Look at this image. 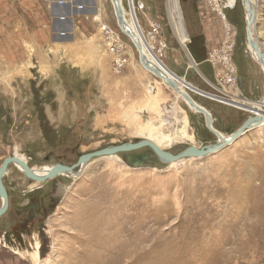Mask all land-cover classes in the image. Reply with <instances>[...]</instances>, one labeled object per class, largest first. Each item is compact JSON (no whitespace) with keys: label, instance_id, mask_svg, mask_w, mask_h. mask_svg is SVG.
<instances>
[{"label":"rangeland","instance_id":"obj_1","mask_svg":"<svg viewBox=\"0 0 264 264\" xmlns=\"http://www.w3.org/2000/svg\"><path fill=\"white\" fill-rule=\"evenodd\" d=\"M100 1L95 14L71 5L53 9L46 0H0V166L16 153L31 167L72 166L83 154L145 140L137 132L148 120L164 134L180 135L183 112L177 103L194 137L166 152L217 142L204 114L141 66L137 43L119 28L109 0ZM139 1L142 10L128 20L139 25L152 59L208 106L203 107L213 126L223 129L216 130L231 135L250 112L257 115L252 104H236L264 101V73L252 69L241 89L239 72L237 88L223 87L218 71L209 63L199 66L190 52L194 37L205 43L213 38L216 47L206 46V58L225 40L221 19L204 0H180L185 45L168 0ZM239 2L225 11L237 33L233 62L244 70L248 60L262 67L248 50L246 11ZM256 9L257 29L264 30V0L256 1ZM63 11L67 24L58 23ZM99 13L102 20L94 21ZM107 24L127 45L129 61L120 74L112 72L102 39L100 26ZM184 80L200 92L188 90ZM151 82L160 91L157 110L146 106ZM224 97L236 104L222 103ZM220 109L224 115L216 116ZM137 110L142 113L136 119ZM106 157L91 160L78 178L61 175L45 183L26 178L14 164L8 167L0 264H264V127L215 154L175 165L148 147Z\"/></svg>","mask_w":264,"mask_h":264},{"label":"water","instance_id":"obj_2","mask_svg":"<svg viewBox=\"0 0 264 264\" xmlns=\"http://www.w3.org/2000/svg\"><path fill=\"white\" fill-rule=\"evenodd\" d=\"M242 2H243L244 9L246 11V41H247V46L254 50V52L258 58V60H256V61L264 69V52H262L261 50L258 49V47L254 43L253 37H252V27L256 26V23H255L256 18H257L256 5L254 7L250 0H242ZM112 3H113L114 13H115V17L117 19V23H118L121 31L124 33V31L126 30V27L124 25L125 20H124L123 9L121 6V1L120 0H112ZM126 36H130V35H126ZM138 53H139V58L141 59L142 53H140L139 50H138ZM154 73L156 74L155 71H154ZM171 73L177 78V76L173 72H171ZM184 83H185V87L188 90H190L192 92H194L193 90L200 92L197 88H195L194 86H192L190 83L186 82L185 80H184ZM170 86L173 90H175L177 92L180 91L177 84L170 82ZM183 96L191 106L193 105L192 106L193 108H195L197 111L204 114L206 127L209 131H211L216 136V138H217L216 143H211V144H209L205 147H202V148L190 146V147L186 148L185 150H183L182 152H180L176 155L160 149L154 143H152L148 140H143V141H140V142H137L134 144L128 143V144H124V145H120V146H111V147H108L106 149H102V150H98L95 152H91L88 154L81 155L79 157L77 163H75L72 166L55 164L53 166V168L47 173L46 176L36 175L35 173H33V171L27 165L26 162L16 158L15 156L9 157L6 160H4V162L0 166V198L2 199V205L0 207V217L5 215L9 209V198H8V194L6 192V189H5V186L3 183V178L7 173L8 167L12 164H18L21 167V169L23 170L26 178H28L32 181H38L41 183H45V182L52 180L58 176H61L62 174H73V173H76V171L78 173H81L84 165L89 163L91 160H93L95 158L105 157V156H110V155H117L119 153H128V152L139 150V149L146 148V147L150 148L153 152H155V154L158 156L159 160L164 162V163L179 162L181 160L188 159V158H203V157L212 155L216 151L225 147L227 144L230 143V141H232V142L236 141L243 134L250 131L251 125H254L256 122L259 123L262 120H264V117L262 118V117L255 115V113L253 111L250 112L251 117H249L242 124V126L236 132H234L232 134L230 141L227 142L225 140V138L221 136V132L213 129L211 113L209 111H208L209 112L208 113L205 109H201V108L197 107L195 105V102L193 101V99L189 96V93L184 92ZM221 142L223 143V145L220 146ZM136 162L135 163L132 162V163L138 164V165L142 163V161H136Z\"/></svg>","mask_w":264,"mask_h":264},{"label":"bare ground","instance_id":"obj_3","mask_svg":"<svg viewBox=\"0 0 264 264\" xmlns=\"http://www.w3.org/2000/svg\"><path fill=\"white\" fill-rule=\"evenodd\" d=\"M139 1V0H138ZM138 1H135L134 0V3H135V6L137 7L138 6ZM237 2L238 3V0H230V3L233 4L234 2ZM252 5L255 7L256 5V1L257 0H250ZM101 2V1H100ZM140 2V1H139ZM168 4H169V9H170V14L172 16V20L174 21V25H175V29H176V33H177V37L179 38V40L181 41V43L183 45H185L189 39H188V34L186 32V29L184 28V23H183V18H182V13H181V9H180V0H168ZM122 6V5H121ZM52 8V7H51ZM124 13V20H125V26L127 27L125 32H127L131 38L135 41V44L137 43V48L139 50L140 53H142V57H141V66H143V68H145L146 70H149L151 71L153 74L154 71L156 72V76L158 78H160L162 80V83L165 85V86H168L171 88L170 86V82H173L174 84H177V86L179 87L180 91L177 92L175 90H172L175 92L176 96H177V99H182L186 102V104L191 108L193 109L195 112H198V113H201L199 111H197L195 108H193L188 102L187 100L184 98L183 96V93L184 92H187L185 88L182 87L181 84H179L176 80V78L174 77L173 74H171L167 69L164 68V66H162L161 64H159L158 62L154 61L152 59L153 57V54L148 51L147 49V46L144 42V39L142 38V35H141V31L139 29V25L136 23V22H133V21H129L127 16H128V12L127 11H123ZM95 17L96 20L94 19V21H100L102 20V16L101 14L99 13L98 15H96ZM257 20V18H256ZM102 23V22H101ZM224 23V22H223ZM256 23V21H255ZM225 24V23H224ZM226 25V24H225ZM256 29L255 27L253 26L252 27V37H253V41L254 43L256 44V46L258 47L259 50L262 51L261 49V46L258 45V41H257V38H256ZM129 38V36H128ZM130 39V38H129ZM248 50H253L252 48L248 47ZM252 52V51H251ZM253 53L254 50H253ZM253 56V55H252ZM254 57V56H253ZM255 57H256V60H258L256 54H255ZM254 57V58H255ZM153 70V71H152ZM151 89L153 91V95L151 96V98L148 100V102L146 103V106L151 108H158V103L159 101L161 100L160 98V91L158 90L157 91V82L154 83V82H151ZM188 93V92H187ZM189 96L191 97V95L189 94ZM192 98V97H191ZM193 99V98H192ZM193 101L195 102V105L201 109H205L201 104H199L197 101H195L193 99ZM241 102L243 104H252L253 107H255V110L256 112H260V116L259 117H264V101L259 103V102H246L244 103L242 100L240 101V103L236 104L234 101H230V104L231 106L233 105V103H235L236 105H238V107L241 106ZM177 108L178 110H180L181 112H183V122H182V133L180 135L176 134V132L174 134H164L160 131L159 128H157L152 120H148V121H144V123H141V125L139 126L138 128V134L143 136L145 138V140H148L152 143H154L157 147H159L160 149L162 150H166V149H169L171 147H173L174 145H177V144H181V143H184L185 140H191L193 141V135L190 131V125H189V119L185 113V111H183L181 109V107L179 106V103H177ZM263 108V110H262ZM238 109V108H237ZM207 112L208 110L205 109ZM240 110V109H239ZM179 111V112H180ZM210 112V111H209ZM208 112V113H209ZM258 112V113H259ZM141 110H137L134 112V117L137 119V118H140V114H141ZM202 114V113H201ZM258 116V115H257ZM212 123H213V116H212ZM264 127V120H262L261 122H256L254 125H251V129H255V128H263ZM213 129L216 130L213 126ZM220 132V131H219ZM246 134V133H245ZM243 134V135H245ZM242 135V136H243ZM221 136L225 138V140L227 142L230 141V138L232 136L231 135H228L226 136L225 134H223L221 132ZM241 136V137H242ZM238 140V139H237ZM236 140V141H237ZM235 141H230L229 144H227L225 147L231 145L232 143H234ZM223 145V143L221 142L220 146ZM223 147V148H225ZM221 148V149H223ZM220 149V150H221ZM220 150L216 151L215 153L219 152ZM213 153V154H215ZM110 156H113V155H110ZM110 156H107V157H110ZM15 157L26 162L27 165L29 166V160L27 159V157L25 155H22V154H19V153H16L15 154ZM106 157V158H107ZM190 159V158H189ZM186 160V159H184ZM183 161V160H181ZM179 161V162H181ZM179 162H174V163H169V164H172V165H175ZM88 164V163H87ZM87 164L84 165L83 169H82V172L81 173H73V174H62V176H65V175H69L71 177H75V178H78L82 175V173L84 172L85 168L87 167ZM16 166V168L24 174L23 170L21 169V167L18 165V164H14ZM55 164H52V165H46V166H41V167H31V170L33 171V173H35L36 175H39V176H46L47 173L53 168ZM8 172V170H7ZM77 172V171H76ZM7 175V173H6ZM5 175V176H6ZM4 176V177H5ZM25 176V174H24ZM38 182V181H37ZM1 218V217H0ZM36 251V250H35ZM36 256L38 257L39 256V253L38 251H36Z\"/></svg>","mask_w":264,"mask_h":264},{"label":"built area","instance_id":"obj_4","mask_svg":"<svg viewBox=\"0 0 264 264\" xmlns=\"http://www.w3.org/2000/svg\"><path fill=\"white\" fill-rule=\"evenodd\" d=\"M50 2V8L62 10L65 7L73 6V9L77 12H83L88 8L92 9L95 14L98 13L99 8L97 5L100 0H87L83 3H76L75 0H46ZM107 1V0H106ZM121 1L123 11H127L129 16H132L131 12L134 11L136 15V9L139 11L142 10L140 2L138 1V6H135L134 0H126L127 8L123 5V0ZM206 4L215 12L222 21L223 28L225 31V40L223 41L222 47L216 50L209 51L207 56V62L212 65V67L218 71V76L221 79L223 87H235L237 88V75L238 70L233 62V50L236 47L235 38L236 30L234 26L229 22L225 11L235 10L237 2L233 4L230 3V0H204ZM113 7L112 0H109ZM90 5L88 7V5ZM97 4V5H95ZM143 7V6H142ZM145 7V6H144ZM114 9V8H113ZM144 9V8H143ZM130 11V13H129ZM58 23L67 24V12L58 13ZM226 24H224V23ZM101 27V35L103 42L106 46L107 51L112 56V72L114 74H120L125 70L128 64V55H126L127 45L122 40L120 34L111 28L108 24ZM120 28V27H119ZM68 28H64V31H61V37L66 36ZM228 97L220 98L222 103H230L233 101L227 99ZM244 102V101H243ZM249 102L245 100L244 103ZM264 107V106H263Z\"/></svg>","mask_w":264,"mask_h":264},{"label":"crops","instance_id":"obj_5","mask_svg":"<svg viewBox=\"0 0 264 264\" xmlns=\"http://www.w3.org/2000/svg\"><path fill=\"white\" fill-rule=\"evenodd\" d=\"M61 13H63V12H61ZM58 14V13H57ZM258 24H259V13H258V11H257V20H256V26H255V29H256V38H257V41H258V45H260L261 46V49H262V51L264 50V30L262 29V27H260L259 28V30L257 29V26H258ZM206 46H207V48L210 50L211 48H214V47H216V45H215V43H214V40H213V38L210 36V37H208L207 36V40H206ZM264 52V51H263ZM247 63H248V66H247V68L244 70V68L243 67H237V70H238V73L240 72V75H239V78H240V83H241V89H245L246 87V84L243 82V81H241V79H243V77H245V79L247 78V79H249L248 78V76L247 75H252L253 76V74H252V69H253V71H254V73L255 74H260V73H264V69L262 68V67H260V66H258V64H256V62H254L253 63V65H252V62H250L249 60L248 61H246ZM264 75V74H263ZM241 76V77H240ZM253 79V78H252ZM250 80V79H249ZM254 80V79H253ZM257 80V79H256ZM257 81H259V80H257ZM261 81V80H260ZM259 81V82H260ZM260 84H261V82H260ZM258 115V114H257Z\"/></svg>","mask_w":264,"mask_h":264},{"label":"trees","instance_id":"obj_6","mask_svg":"<svg viewBox=\"0 0 264 264\" xmlns=\"http://www.w3.org/2000/svg\"><path fill=\"white\" fill-rule=\"evenodd\" d=\"M240 1V0H239ZM238 1V3H241V2H239ZM238 3H237V5H238ZM240 5V4H239ZM236 8H237V6H236ZM200 40H199V39ZM194 37L193 38V40H192V42H191V44H190V46H189V49H190V52H191V54H192V56H193V58H194V60L196 61V63L199 65V66H203V65H206V64H208V62H207V58H206V43H205V41L203 42V40H202V37ZM207 71H208V68H207ZM203 72V71H202ZM205 73V72H204ZM193 83V82H192ZM197 86H201V84L199 83ZM195 101H197L199 104H201L202 106H205L206 108H208V106L207 105H204L203 103H202V101H201V99L200 98H197V97H192ZM219 111H220V113L222 112V116L224 115V110H222V109H220V110H218V111H216L215 112V114H216V116H218V115H220L219 114ZM214 126H215V129L217 128V129H219V130H221V131H223V129H220L216 124H214ZM240 126L239 125H237L236 127H235V130H237L238 128H239ZM225 132V131H224ZM233 131H230L229 133L231 134ZM228 133V134H229Z\"/></svg>","mask_w":264,"mask_h":264},{"label":"flooded vegetation","instance_id":"obj_7","mask_svg":"<svg viewBox=\"0 0 264 264\" xmlns=\"http://www.w3.org/2000/svg\"><path fill=\"white\" fill-rule=\"evenodd\" d=\"M9 196H10V195L8 194V198H9ZM0 200L2 201V199H1V198H0ZM1 205H2V203H1ZM1 205H0V207H1Z\"/></svg>","mask_w":264,"mask_h":264}]
</instances>
